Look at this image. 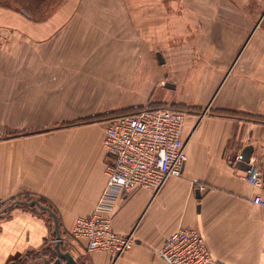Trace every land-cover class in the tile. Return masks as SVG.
<instances>
[{
	"label": "crops",
	"instance_id": "0c3cea01",
	"mask_svg": "<svg viewBox=\"0 0 264 264\" xmlns=\"http://www.w3.org/2000/svg\"><path fill=\"white\" fill-rule=\"evenodd\" d=\"M128 1V7L99 9L82 0L68 18L57 13L42 22L0 7V27L12 31L0 49V264H24L30 256L45 259L54 252L51 218L16 204L26 197L56 214L60 249L76 264H166L159 251L181 228L199 230L218 264H264V209L250 203L254 195L264 197V180L252 188L243 171L229 163L251 146V159L264 173V124L232 115L264 118L260 23L247 22L241 10L215 0L184 5L176 0L175 8L166 0ZM133 20H157L160 45H171L172 38L191 30L196 55L182 63L164 48L155 86ZM108 56L111 61L105 62ZM168 73L181 79L186 96L170 100L158 92L152 102L195 109L181 133L182 175L169 179L157 195L145 189L129 195L110 191L111 227L121 236L133 232L135 243L117 260L86 253L70 231L75 218L92 215L105 189L104 125H66L108 110L145 106L157 88L169 89L160 82ZM195 185L207 190L199 192Z\"/></svg>",
	"mask_w": 264,
	"mask_h": 264
},
{
	"label": "built area",
	"instance_id": "2783aa9c",
	"mask_svg": "<svg viewBox=\"0 0 264 264\" xmlns=\"http://www.w3.org/2000/svg\"><path fill=\"white\" fill-rule=\"evenodd\" d=\"M12 31L0 27V49ZM189 114L171 107L145 108L132 115L112 117L103 121V147L108 156L105 166L106 185L89 217L75 218L70 236L84 244L86 253H106L116 260L135 243L134 233L116 234L109 217L110 191L129 195L138 189L157 195L171 178H180L186 162L185 142L181 133ZM239 156L229 161L235 167ZM262 170L250 158L243 179L252 188L262 184ZM199 192L207 188L195 185ZM254 206L264 209V197L254 195ZM160 257L166 264H218L207 248L201 232L181 228L164 241Z\"/></svg>",
	"mask_w": 264,
	"mask_h": 264
},
{
	"label": "rangeland",
	"instance_id": "374dc122",
	"mask_svg": "<svg viewBox=\"0 0 264 264\" xmlns=\"http://www.w3.org/2000/svg\"><path fill=\"white\" fill-rule=\"evenodd\" d=\"M82 0H0V7H3L8 10H12L15 12L20 13L21 11H25V13H28L32 18V20L37 21V22H42L45 21L47 18L56 15L59 13L60 18H68L70 15V12H74L75 8L77 7L78 4H80ZM89 1L87 5H95L99 9H106V7H113L114 5L121 4L123 6H129L130 3L128 0H121L117 2L116 0H87ZM179 1V0H178ZM190 0H182V4H190ZM192 1V0H191ZM153 2L152 4L154 5V0H151ZM152 4H150L152 6ZM179 3L176 0H166V6L175 8ZM216 5H229L233 6L239 10H241L245 17L247 18V22H251L253 24H256L257 22L260 21V24L257 28V33L259 35L264 36V0H215ZM141 5V3H140ZM64 7V8H63ZM178 7V6H177ZM63 9V12L61 11ZM58 15V14H57ZM151 15H156V14H151ZM169 15H176V14H169ZM182 17L183 15H178L177 17ZM170 19H172L169 16ZM157 20H153L152 22H145V23H138L137 20H133L132 23V28L134 30L135 36H137L138 40L140 43H142V46L140 47L141 49L144 48L146 49L148 55H149V62L151 65V68L154 69L152 74L154 75L151 77L150 81L152 84L156 86V77H155V71L159 67L155 54L157 52H163L164 53V48L168 49L169 53H173V56L176 58V54L179 55L180 59L179 62L184 63L185 61L187 62L190 59V55H194L196 52L192 47L190 46V40L193 39V34L190 33L186 37H180V38H172L171 40L174 41L175 43L170 44H163L160 45L157 42V39L155 38L158 29L155 26ZM148 36V37H147ZM106 37V36H104ZM103 37V38H104ZM191 37V39H190ZM166 45V46H165ZM115 48V47H114ZM119 48V47H118ZM123 55H124V51ZM120 52V54L122 53ZM112 54V55H111ZM111 55V60H113V55L114 52L110 53L109 56ZM196 55V54H195ZM109 56L105 59V62H110L111 60H108ZM182 57V58H181ZM183 59L185 61H183ZM164 76L160 78L161 81H165L166 83H170L173 85L172 88H164L162 87L157 88L151 95V99L145 104V106H138V107H155L159 106L160 103H155L152 102V98L154 95L158 92L163 93L164 95H169L171 96L170 100L173 99V97L176 98H183L186 96V92L184 91V86L182 84L181 79L177 78L175 80L174 76L171 73L168 74H163ZM168 101L170 103L171 101ZM163 104V103H162ZM163 105H168L164 103ZM172 105V104H171ZM175 106H182L184 108H187L188 110H183L186 111L188 114H191V112H194L195 109L193 106H188L186 104L182 103H173ZM133 108L137 107H126V108H118V109H113V110H108L104 113L101 114H96L94 116H90L84 119H80L79 122H89V121H94V122H100L103 117H107L111 114H118L122 113L128 110H131ZM123 115V114H121ZM112 116L108 117L111 118ZM114 117V116H113ZM101 119V120H100ZM55 254H49L48 253V258L45 259H54ZM39 259H43L41 254L36 256H30L29 259L25 260L24 264H35L40 261Z\"/></svg>",
	"mask_w": 264,
	"mask_h": 264
},
{
	"label": "water",
	"instance_id": "95a60500",
	"mask_svg": "<svg viewBox=\"0 0 264 264\" xmlns=\"http://www.w3.org/2000/svg\"><path fill=\"white\" fill-rule=\"evenodd\" d=\"M260 21H259V23H260ZM155 57H156L158 64H160V65L163 64V59H162V56L159 52H157L155 54ZM165 87L172 88L173 85H171L169 83H165ZM252 152H253V148L251 146H245L239 154V158L235 164V168H237L238 170L243 171V172L248 170V163H249V160L251 158ZM262 180H264V173L262 174ZM195 193H196V197L198 198L199 197L198 191L196 190ZM16 204L24 205L27 207H35L39 211L47 213V215L51 218L52 223H53V233H54V237H55V239H54L55 244L53 247V251L55 254V258L51 259V260L42 259L40 262L35 263V264H76L75 259L73 258V256L69 252H63L60 249L61 239H60V232H59V223H58V219L56 217V214L50 208L42 205L37 200L17 201ZM2 212H5V210H3Z\"/></svg>",
	"mask_w": 264,
	"mask_h": 264
},
{
	"label": "trees",
	"instance_id": "16d2710c",
	"mask_svg": "<svg viewBox=\"0 0 264 264\" xmlns=\"http://www.w3.org/2000/svg\"><path fill=\"white\" fill-rule=\"evenodd\" d=\"M21 14H23V15H25L27 18H29V20H31V21H34V20H32L31 18V16L28 14V13H25V11H21L20 12ZM35 22H37V21H35ZM160 107H165V105H160ZM168 107H171V108H175V109H180V110H188L187 108H184V107H182V106H175V105H172V106H168ZM145 108H148V109H152V108H150V107H137V108H133V109H131V110H128V111H125V112H122V113H118V114H111V115H109V116H107V117H103L102 118V120L101 121H104V120H106V119H109L108 117H110V116H114V117H117V116H122L121 114H123V115H132V114H135V113H137V112H139V111H141V110H143V109H145ZM221 113L222 114H232V113H229V112H226V111H221ZM232 115H234V116H241V117H243V118H246V119H249V120H252L253 122H257V123H263L264 124V118H262V117H249V116H247V115H238V114H232ZM111 117V118H112ZM95 121V120H94ZM89 122H93V121H89ZM84 123H87V122H84ZM78 124H82V122H76V123H70V124H67L66 126H74V125H78ZM23 200H25V201H30V200H32V198H28V197H26L25 199H23ZM14 201H16V199H11V201L10 202H14Z\"/></svg>",
	"mask_w": 264,
	"mask_h": 264
}]
</instances>
